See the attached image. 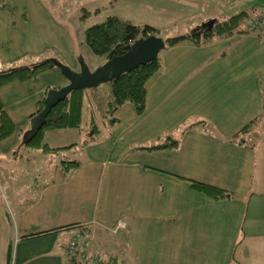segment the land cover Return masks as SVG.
<instances>
[{
    "label": "crops",
    "instance_id": "obj_1",
    "mask_svg": "<svg viewBox=\"0 0 264 264\" xmlns=\"http://www.w3.org/2000/svg\"><path fill=\"white\" fill-rule=\"evenodd\" d=\"M200 1L174 0L183 9H195L191 19L202 16L175 34L201 29L213 17L221 19V9L235 4L213 0L221 8L197 13ZM119 2L111 1L114 10ZM244 10L264 13L256 4L238 12ZM170 17H160L162 24L152 26L162 32V25H172ZM263 33L241 31L204 44L185 39L165 46L159 53L160 69L146 82L142 113L125 102L113 121L106 118L108 87L107 99L101 100L102 136H95L94 126L83 140L86 155L81 161L63 159L42 170L40 153L14 154L33 164L18 170L28 177L22 181L29 184L27 196L20 197L21 189L8 184V178L0 183V264H68L65 245L77 232L88 236L93 254L115 256L120 264H235L234 250L242 237L254 238L244 226L250 211L246 197L252 147L247 134L238 133L264 111ZM77 45L44 0H0V70L46 59L79 70ZM103 62L88 65L93 69ZM67 83L54 66L34 79L0 87V101L15 128L0 140V154L19 145L31 147L24 141L31 115L48 89ZM97 88L85 89L83 105L86 92L90 98L99 95ZM167 135L178 140L176 147L144 148ZM44 143L60 149L38 148L43 155L75 144ZM68 161L78 164L64 169ZM191 180L228 195L210 197Z\"/></svg>",
    "mask_w": 264,
    "mask_h": 264
},
{
    "label": "rangeland",
    "instance_id": "obj_2",
    "mask_svg": "<svg viewBox=\"0 0 264 264\" xmlns=\"http://www.w3.org/2000/svg\"><path fill=\"white\" fill-rule=\"evenodd\" d=\"M111 1L112 0H44V3H47L55 14L57 21L62 24L68 34L72 37L73 42L78 43V53L80 57H82L81 59L87 64H91L92 60L101 62L102 58L93 53L87 45L80 44L85 43V30L89 26L104 20L108 15L117 14L116 16L122 18H126L124 16H127L128 18L130 17L132 21H141L151 25L162 24L157 21L160 17L173 16L170 17L172 19L170 22H173L172 25H162V32L159 30L160 36H163V38L168 37V35L188 30L189 26L194 25V23L198 22L202 17L199 15L195 16V19H191V14L195 12V9L191 10L188 7L187 9H183V5L174 3V0H120L116 10H114V7L116 8V6L111 5ZM234 1L235 4L227 6L228 9H221L223 10L222 12H219L221 19L228 17L234 12L240 11L241 9L250 8L253 4H256L259 10L264 9V0ZM200 3V6L196 10L197 13L205 12L208 8H221L220 4L213 0H201ZM150 5H152V7H150ZM96 7H99V10L82 17L84 9L94 11L93 9ZM179 12L181 13V16H179ZM119 14H122V16ZM166 18H163V20ZM216 19L221 20L217 17ZM190 31H192V29ZM107 85L108 84L105 81L99 83L96 86L98 87L99 95L93 98H90L86 92L80 129H70L65 131L56 129L45 130L43 132L44 142H49L51 144H54L55 142L60 144V142L66 141L68 143L74 142L75 144L73 143V148H64L57 154L43 155L42 151L38 148L19 145L13 150L11 149L8 153L1 152L0 183L3 184V179L8 178V184L19 187V189L23 191H19L18 195L20 197L22 195L27 196L26 191L29 189V184H26V182L23 183L22 181L28 177L18 170L30 168L33 161L24 162L19 160V157L14 154L27 152L40 153L42 155L40 161L42 170H44L43 168L48 169L53 162L59 163L63 159L77 161L83 160L86 155L82 145L83 140L89 135V133H91V130L93 132L94 126L98 127V131H95L94 134L96 137L100 138L105 127L103 118L104 108L102 109L101 100L105 95L106 99L108 97ZM262 85H264V83H262ZM96 102H99L97 107L95 106V104H97ZM261 113L262 114L259 115L258 119H255L249 126L248 130L242 134H247L248 143L252 147L250 148L252 150V175H250L247 191L248 197H246L247 201L250 200L248 202L250 211L244 222V226L246 231L250 232V235L254 238L243 239L242 237L243 241H241L234 250L235 264H264V111H261ZM185 122H187V120H185ZM41 177L44 178L45 175L42 173ZM253 208L254 213L251 212ZM256 208L263 209L260 211L256 210Z\"/></svg>",
    "mask_w": 264,
    "mask_h": 264
},
{
    "label": "trees",
    "instance_id": "obj_3",
    "mask_svg": "<svg viewBox=\"0 0 264 264\" xmlns=\"http://www.w3.org/2000/svg\"><path fill=\"white\" fill-rule=\"evenodd\" d=\"M98 9L91 11L84 9V15H89L96 12ZM244 10L235 13L223 20H215L211 27H202L201 30H194L189 33L175 34L163 38L166 46L174 45L182 40H190L195 44H204L220 37H227L231 34L247 31L244 23L255 13ZM258 14V13H257ZM256 15V14H255ZM244 25V26H243ZM259 29H264L261 26ZM160 36L159 29L150 24L138 25L129 20L122 19L116 15H108L104 20L89 26L85 30V44L90 50L104 59V62L109 58L121 55L129 50L132 43L139 37L148 35ZM59 62L55 59H46L35 62L30 65H16L0 70V87L12 81H27L36 78L40 73L58 66ZM161 67L160 57L141 64L128 72H123L117 78L107 82L110 89V98L107 101L106 118L113 121V113L117 108L125 102H130L137 113H142L145 108L146 101V82L155 72ZM87 88L72 90L68 95L55 106L52 107L46 116V122L39 132L25 144L31 147L40 148L42 151H55L60 148L49 147L43 142V132L45 130L81 128L83 94ZM44 106V99L40 101V111ZM37 111V112H38ZM36 112V113H37ZM35 114V113H34ZM32 114L31 117L34 115ZM243 126L238 135L245 133L251 123ZM14 123L5 111L3 104L0 101V140L6 138L14 131ZM235 138V137H234ZM242 142V141H241ZM178 140L171 135H167L163 141L154 143L146 149L176 147ZM78 162L68 161L63 163L64 169L76 166ZM192 186L198 191L214 198H222L228 195L224 190L200 182L191 180ZM100 261L110 264H120L115 256Z\"/></svg>",
    "mask_w": 264,
    "mask_h": 264
},
{
    "label": "water",
    "instance_id": "obj_4",
    "mask_svg": "<svg viewBox=\"0 0 264 264\" xmlns=\"http://www.w3.org/2000/svg\"><path fill=\"white\" fill-rule=\"evenodd\" d=\"M214 22L215 19H209L202 24V27H211ZM165 46V41L161 36L151 34L137 38L128 51L109 58L93 69L83 59L80 61L79 70H74L59 62L58 67L67 78L68 83L58 88L48 89L44 98L43 108L30 119V128L25 135L24 141H30L39 132L45 124L46 116L52 107L63 100L70 91L95 87L104 81L109 82L123 72L131 71L137 66L155 59Z\"/></svg>",
    "mask_w": 264,
    "mask_h": 264
},
{
    "label": "built area",
    "instance_id": "obj_5",
    "mask_svg": "<svg viewBox=\"0 0 264 264\" xmlns=\"http://www.w3.org/2000/svg\"><path fill=\"white\" fill-rule=\"evenodd\" d=\"M261 26H264V13L252 15L247 20L246 27L249 31L258 30ZM118 227H124V224L120 223ZM65 253L68 264H110L100 261L90 251V239L80 232L68 240L65 245Z\"/></svg>",
    "mask_w": 264,
    "mask_h": 264
}]
</instances>
